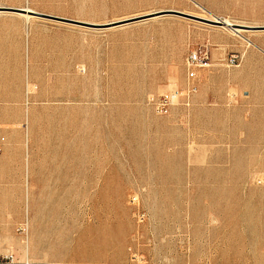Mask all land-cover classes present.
I'll use <instances>...</instances> for the list:
<instances>
[{"label":"rangeland","instance_id":"rangeland-1","mask_svg":"<svg viewBox=\"0 0 264 264\" xmlns=\"http://www.w3.org/2000/svg\"><path fill=\"white\" fill-rule=\"evenodd\" d=\"M0 7L95 24L0 11V264H264V28L102 26L264 27V0Z\"/></svg>","mask_w":264,"mask_h":264},{"label":"water","instance_id":"water-1","mask_svg":"<svg viewBox=\"0 0 264 264\" xmlns=\"http://www.w3.org/2000/svg\"><path fill=\"white\" fill-rule=\"evenodd\" d=\"M0 11H2V12H15V13H28L31 16L47 17V18H53V19L62 20V21H69V22H73V23H83V24H87V25H95V24H88V23H85V22H80V21L71 20V19H67V18H62V17H58V16H51V15H48V14H43V13L36 12L34 10L28 12L24 8L0 7ZM168 14H180V15H183V16H186V17H189V18H193V19H196V20H199V21L206 22L208 24H213V25H217V26H227L230 29L240 28L241 30L256 31L258 29L264 28L263 26H252V25H244V24H238V23H235L233 25H227V24H224V22H222L221 20L214 21V20H210L208 18H202V17H199V16L187 14V13H184V12H181V11H177V10L155 11V12H152L151 14H149L147 16L135 17V18L132 17V18H128V19H125V20L114 21V22H110V23H107V24H103L102 26H104V27L121 26V25L132 23V22H137V21L146 20V19H149V18L163 16V15H168Z\"/></svg>","mask_w":264,"mask_h":264},{"label":"built area","instance_id":"built-area-1","mask_svg":"<svg viewBox=\"0 0 264 264\" xmlns=\"http://www.w3.org/2000/svg\"><path fill=\"white\" fill-rule=\"evenodd\" d=\"M206 58L200 56L197 52H193L188 58V77L190 80L196 78V68L201 66ZM197 91V86L192 83L186 92V104H190L191 95ZM180 93L171 92L158 97H153L150 101L152 108L160 115H169L172 110L179 104Z\"/></svg>","mask_w":264,"mask_h":264},{"label":"bare ground","instance_id":"bare-ground-1","mask_svg":"<svg viewBox=\"0 0 264 264\" xmlns=\"http://www.w3.org/2000/svg\"><path fill=\"white\" fill-rule=\"evenodd\" d=\"M26 10L29 12V11H33L32 9L30 8H26ZM152 12H149V13H145V14H141L139 16H135V17H142V16H147L149 14H151ZM21 14V13H20ZM23 15L26 17V18H29L31 15L28 14V13H23ZM133 17V18H135ZM132 18V17H131ZM202 18H208V17H202ZM30 19V18H29ZM210 20H214V21H218V20H221L222 22H224V24H227V25H233L235 24V22H233L232 20L228 19V18H222V19H219L217 18V16H213L211 18H208ZM223 28H228L227 26H221ZM230 29V28H229ZM232 31L236 32V33H241V29L240 28H236V29H232ZM245 38V37H244ZM246 40V39H245ZM248 40V39H247ZM249 43H252L250 40H248Z\"/></svg>","mask_w":264,"mask_h":264}]
</instances>
